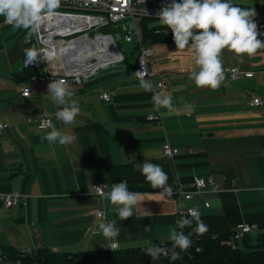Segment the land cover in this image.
I'll list each match as a JSON object with an SVG mask.
<instances>
[{
  "label": "crops",
  "instance_id": "0c3cea01",
  "mask_svg": "<svg viewBox=\"0 0 264 264\" xmlns=\"http://www.w3.org/2000/svg\"><path fill=\"white\" fill-rule=\"evenodd\" d=\"M231 3L264 9V0ZM29 31L13 30L0 16V121L7 124L0 134V248L36 244L78 252L106 249L111 242L119 248L163 247L183 207L200 211L208 229L204 234L232 233L240 223L256 224L259 233L264 230V104H250L253 96L264 102V49L242 58L225 49L224 80L212 90L189 79L198 70L193 53L177 51L173 39L153 43L147 80L167 81L168 91L161 94L172 96L175 112L155 110L151 98L157 92L144 91L134 69L117 64L81 84H68L80 113L66 126L55 118L58 106L47 93L44 62L24 67V49L39 51L35 41L25 40ZM166 33L172 35L171 29ZM231 67L240 69L235 80L227 73ZM25 84L31 85L30 97L20 94ZM105 92L113 93L111 100L102 99ZM155 113L161 116L159 123L148 120ZM42 116L74 134V142L61 146L42 140L50 131L39 127ZM166 143L178 153L163 157ZM145 160L161 165L174 188L212 175L222 178L221 191L167 200L141 174ZM121 182L142 199L133 208L134 216L123 221L107 195L101 199L92 190L95 183L106 184L110 191ZM7 193L20 194L22 202L6 208L2 196ZM100 205L105 223L114 221L121 229L115 240L105 239L98 228L94 211ZM145 211L151 215L144 216ZM149 225L152 230L145 232ZM195 226L177 231L187 235Z\"/></svg>",
  "mask_w": 264,
  "mask_h": 264
},
{
  "label": "clouds",
  "instance_id": "9594fccd",
  "mask_svg": "<svg viewBox=\"0 0 264 264\" xmlns=\"http://www.w3.org/2000/svg\"><path fill=\"white\" fill-rule=\"evenodd\" d=\"M60 3L61 0H0V16L4 18L6 24L13 27V30L23 28L30 30L31 35L40 30L45 19L56 14ZM157 15L160 24L171 29L177 51L187 50L193 53L198 70H193L189 79L199 88L216 90L220 87L224 80L221 53L225 49L241 58L244 55L254 56L258 50L264 49V40L258 38L260 33L254 20L255 8L235 6L231 0H172V3L159 10ZM24 54L25 68L41 60H51L50 55H42L35 47L25 48ZM141 64L143 70L135 72L139 87L146 92H152L153 85L150 80L145 79L142 61ZM47 93L58 106L55 112L56 120L66 126L73 124L80 113V107L67 81L52 80L48 84ZM28 94V90H25L24 96L27 97ZM151 102L157 111L162 108L168 112L176 111L170 94L154 93ZM39 126L41 129H50L41 137L50 144L58 143L64 146L76 139L74 134L59 130L50 119L42 120ZM140 171L153 189H163L162 192L169 197L173 195V187L168 184L169 175L161 165L145 160ZM95 189L99 191L100 186ZM107 198L116 206L115 211L121 221L134 216L133 208L142 202L141 194L130 192L123 182L114 184L107 193ZM150 215V212L145 211L144 216ZM188 216L191 218L183 217L176 221V224L179 229H183L192 227L195 222L196 226L192 232L185 235L183 231H177V227L170 229L169 239L172 242L170 258L173 260L179 258L180 252L191 246L193 232L204 234L208 230L197 208H189ZM98 228L107 240H115L121 231L114 221L107 223L101 221ZM151 230L150 225L144 227L145 232ZM145 252L153 261L158 260L161 255H169V250L159 245L147 247Z\"/></svg>",
  "mask_w": 264,
  "mask_h": 264
},
{
  "label": "built area",
  "instance_id": "2783aa9c",
  "mask_svg": "<svg viewBox=\"0 0 264 264\" xmlns=\"http://www.w3.org/2000/svg\"><path fill=\"white\" fill-rule=\"evenodd\" d=\"M171 0H61L60 7L56 14L45 19L38 32L25 38L27 42L35 41L42 55H50L51 60H42L46 66V75L43 77L48 84L54 79H64L68 84L89 80L104 66L121 64L125 60L124 50L119 46L118 40L126 43L133 42V35H137V42L140 41V29L137 19L143 17H158L157 13L163 7L170 4ZM254 20L258 25L260 35L258 38L264 39V9H255ZM114 31H117L114 33ZM110 55H107L109 54ZM105 56V57H104ZM153 56L151 46H142L136 60L134 72L142 71V64L146 73L145 79L150 78L149 60ZM53 73L55 75H53ZM227 73L231 80L237 79L240 73L238 67L227 68ZM249 76L252 73H247ZM136 75V74H135ZM152 83V81H151ZM155 92L166 93L168 84L166 80L152 83ZM28 90L27 97L31 96V85L25 84L21 88V96ZM113 96L112 92L102 94V99L109 101ZM252 106H261L263 100L258 96H253L250 100ZM50 119L42 116L37 121L40 125L42 120ZM159 113L150 114L148 120L159 123L161 120ZM51 120V119H50ZM40 127V126H39ZM7 128V124L0 121V134ZM177 148H173L166 143L162 147L163 157H172L178 153ZM222 178L212 175L196 176L188 186L179 185L173 187V195L169 197L163 193V189H158L159 193L167 200H174L180 195L183 198L194 197L205 192L221 191ZM100 186L99 191L95 187ZM169 186H171L169 184ZM93 193L103 199L109 192L106 184L95 183L92 187ZM3 204L6 208L18 206L23 197L18 193H7L2 196ZM205 206L210 203L205 201ZM193 208V207H189ZM187 207L178 211V220L188 216ZM95 219L98 222H105L106 211L103 206H98L94 211ZM257 228L254 223H240L236 226L226 242L235 246L245 235L252 234ZM39 245L32 244L20 249L21 254L28 255L36 252ZM110 249L119 248L117 242H111ZM54 251H57L53 249ZM0 264H21L19 259H10L4 256L0 248Z\"/></svg>",
  "mask_w": 264,
  "mask_h": 264
},
{
  "label": "trees",
  "instance_id": "16d2710c",
  "mask_svg": "<svg viewBox=\"0 0 264 264\" xmlns=\"http://www.w3.org/2000/svg\"><path fill=\"white\" fill-rule=\"evenodd\" d=\"M154 18L143 17L139 19L140 41L129 43L133 48L124 51L125 60L119 64L135 69L136 60L142 46H151L153 43L173 39L166 33L167 27L155 25ZM230 233L201 234L191 236V246L180 252L179 258H170L172 242L169 240L164 248L169 255H161L153 261L146 254V246L135 245L112 250L87 249L78 252L54 251L46 246H38L33 254L23 255L20 249L12 246L2 247L4 256L10 259H19L21 264H264V230L258 234H245L235 246L226 242Z\"/></svg>",
  "mask_w": 264,
  "mask_h": 264
},
{
  "label": "rangeland",
  "instance_id": "374dc122",
  "mask_svg": "<svg viewBox=\"0 0 264 264\" xmlns=\"http://www.w3.org/2000/svg\"><path fill=\"white\" fill-rule=\"evenodd\" d=\"M140 18L137 19V24L139 23ZM154 24L155 25H161L159 22V18L158 17H154ZM139 25V24H138ZM117 31H114V33H116ZM119 46L121 47L122 50H124L125 52H129L131 51V49L133 48V46H131V44L124 42V40H118ZM128 71V70H127ZM125 74H130L129 71L128 72H124ZM259 232L257 230H255V232H252V234H258Z\"/></svg>",
  "mask_w": 264,
  "mask_h": 264
},
{
  "label": "water",
  "instance_id": "95a60500",
  "mask_svg": "<svg viewBox=\"0 0 264 264\" xmlns=\"http://www.w3.org/2000/svg\"><path fill=\"white\" fill-rule=\"evenodd\" d=\"M136 42H137V35L134 34L133 35V43H136ZM114 66H117V64H112V65L104 66L97 73H95L92 77H94L95 75H97L100 71L105 70V69H109V68L114 67ZM125 68H127V66H125Z\"/></svg>",
  "mask_w": 264,
  "mask_h": 264
},
{
  "label": "bare ground",
  "instance_id": "6f19581e",
  "mask_svg": "<svg viewBox=\"0 0 264 264\" xmlns=\"http://www.w3.org/2000/svg\"><path fill=\"white\" fill-rule=\"evenodd\" d=\"M107 55H110V53L109 54H107ZM105 57V56H104Z\"/></svg>",
  "mask_w": 264,
  "mask_h": 264
}]
</instances>
